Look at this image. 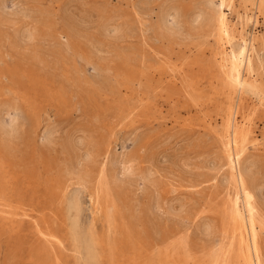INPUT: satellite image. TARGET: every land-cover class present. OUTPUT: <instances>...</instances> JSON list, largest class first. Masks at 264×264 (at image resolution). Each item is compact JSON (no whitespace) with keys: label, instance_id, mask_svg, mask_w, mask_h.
Here are the masks:
<instances>
[{"label":"bare ground","instance_id":"bare-ground-1","mask_svg":"<svg viewBox=\"0 0 264 264\" xmlns=\"http://www.w3.org/2000/svg\"><path fill=\"white\" fill-rule=\"evenodd\" d=\"M136 1H135V4H137ZM201 1L202 2L200 4V7L198 9L192 11L191 13H189V15L187 16V18L189 17L188 22L190 24V26L189 25L188 26L191 27L192 29H193V27L201 29L202 27L207 26L210 29L209 35L215 39L214 42H216V44L220 47V52L218 53V54H220V57H219L218 63H216V64L211 63V62L207 63V64L200 63L199 61L198 62H196V61L192 62L191 66L197 67V70H196V72H193L189 75L186 86L192 93H195L198 91V88H199V85L201 84L202 79L204 77H208L209 85L211 86V88H214V95L219 97L221 102H227L228 103V101H229V104H227V107H226V109L223 113V116L221 118L222 126H220V127L222 129L220 128L221 131H219L220 133L217 135L220 139V144L218 147L221 148L223 165L222 164L219 165L218 162H216V161H215V163L212 162L211 165H209L211 168L210 170H212V168H214L213 170H215V168L219 169V167H221V166L226 167L224 173H221V175L218 176V177H220V179H219L220 181L219 180L218 181H219V184L222 185L221 192L223 193L224 199H223V202L221 204L220 209L218 208V211L216 212L215 220L212 218L207 219V217H205V216H198L197 212L200 211V213H201L200 208H202V207H200L199 210L196 211V213H193V212H189L188 210H186L182 204L179 205L178 207L173 206L171 204V200H170L171 197L169 196V194H171V192H172V189H171L172 185L169 184V185H171L169 187V185L167 186L166 184H164L165 178L162 179L163 177L161 178L160 177L161 175H158V173L155 170L158 165L156 167H154V165H153V168H155V169L148 167V166L147 167L144 166L142 168L139 165V160H141V159L137 153L131 152V153L125 154L123 152L124 154L123 153L122 154H120V153L116 154L115 150L113 149L115 147L112 148L113 153H111L108 151V148H106L104 146L98 148L95 145V143H93V141L91 139L85 137L86 135L82 136L80 132H79L80 134L76 133V135H80V136L74 135L75 137L68 136V132H67V135L65 136V138H63L65 140L63 142H61L60 147H61V151L65 154L66 157L62 161V163H60L58 165L56 163V165H57L56 166V165H50V162H44L43 160L40 159L38 145L40 144L41 147L43 146V147L49 148L50 144L55 143L57 138L59 137V136H57V137L55 136V135H57V134H55L56 133L55 128H53V127L44 128L41 132L39 131L38 135L36 134V138L34 139V136H32L33 131L25 132V129L23 128L25 122H23L22 120H21L22 122H18V118H19V116L17 117L18 113L17 114L13 113V111H16V110L18 111V109L16 108V105H14L13 101L9 100V101H5L3 103L2 102L0 103V264H11L12 262L21 260L22 259V255H21L22 252H24L26 254V258L25 257L24 258L28 262H32L34 264H264V261L262 260L263 251H262L261 243H260L261 242V235H263V237H264V182L262 180H260L261 176H259L260 174L262 175L263 171H261L262 172L261 173L258 170L259 168H257V169L255 168L256 167L255 163H257V161L255 162L256 159L251 157V155H250L251 153L250 154L248 153L249 149L259 151L260 148H262L264 150V142L260 143L261 140H264V128L262 131H260L259 134H256L253 131L249 130L248 126L250 125L251 122H250V119L248 118V115H247V112L249 110H250V112H253L255 109L254 105H253V102H255V101L253 100V98L255 100H257V102L259 103V106L264 107V0H223L219 3L218 6H216L214 4V0H201ZM23 2L25 3L24 0H23ZM26 2L28 3V1H26ZM31 2H34V1L31 0ZM24 3H22V4H24ZM193 4H194V2H193ZM177 5H178V3H177ZM225 5H227L228 8H230L231 14L234 13V19H235L234 22H232V20L229 19L226 16V14L223 12L222 9ZM6 6H7V4H6ZM50 6H46V8L44 10H46L47 7H50ZM171 6L169 8H171ZM194 6H192V8ZM4 7H5L4 4H0V16L7 15V14H3L5 12ZM135 7H138V6L136 5V6H134V8ZM163 7H165V6H163ZM61 8H62V6H61ZM151 8H149V9L151 10V13H152ZM165 8H167V6ZM165 8H163L161 13H160L159 21H158V28L161 30L172 31V29L174 30L175 27L177 26L176 19H178V17L180 16V14H179L180 11L179 12L177 11V9H179L178 7L176 9L172 8L173 9L172 12H169L170 10L168 11L169 8L167 10ZM183 8H184V6H183ZM7 9H9V8L7 7L6 10ZM50 9H52V8H50ZM135 9L137 10L136 12H139L137 8H135ZM147 9H148V7H147ZM147 9L146 10L141 9V10L147 11ZM6 12H8V10ZM21 12L23 13V11H21ZM36 12H37V10H36ZM59 12H61V11H59ZM62 12H63V10H62ZM136 12H134V13H136ZM141 12H139V14ZM143 12H142V15H143ZM25 13H26V11H25ZM46 13L47 12H45V15H47ZM64 13H63L64 19L65 20H66V18L70 19L71 16H69V14H66L65 11H64ZM131 13H133V12H131ZM183 13H184V10H183ZM15 14H17V13H15ZM32 14H35V13L32 12ZM19 15H21V14H19ZM42 15H44V14H42ZM64 15H66V18ZM67 15L69 17H67ZM24 16H26V15H24ZM54 16H56V15L54 14ZM60 16H59V18H61ZM110 16H112V15H110ZM143 16H145V15H143ZM148 16H150L149 13H148ZM8 17L10 18L11 16H8ZM12 17L14 19V16H12ZM150 17H152V16H150ZM134 18H136V17H134ZM137 18L135 19L136 21H137ZM156 18H157V16H156ZM169 18H171V21H169ZM87 19H88V17H87ZM101 19H103V18H101ZM138 19H141V18H138ZM147 19L149 21L148 17L146 18V21H147ZM186 19H185V21H186ZM23 20L25 21V19H23ZM75 20H76V18H75ZM78 20H81V19H78ZM91 20H93V19H91ZM153 20H154V18H153ZM67 21H69V20H67ZM141 21H143V20H141ZM81 22L82 21H80L79 23H81ZM93 22L94 21H92L91 23H93ZM110 22H113V21H110ZM150 22H151V20H150ZM168 22H169V24H167ZM182 22H183V19H182ZM62 23H64V22H62ZM66 23L68 24L69 22H66ZM139 23L142 24L143 22L142 23L139 22ZM139 23H136V24H139ZM55 24H57V23H55ZM87 24H89V22ZM90 24H89V26H90ZM99 24H101V23H99ZM106 24H107V22H106ZM108 24H107V26H108ZM131 24H130V27H131ZM153 24H155V23L153 22ZM82 25H84V22ZM97 25H98V23H97ZM103 25L104 24H102V27H103ZM110 25H111V23H110ZM258 25L261 26V31H256V27ZM57 26H58V24H57ZM59 26H61V25L59 24ZM79 26H81V24ZM85 26L86 25H84V28H85ZM107 26L105 27V29L108 28ZM142 26H143V24H142ZM66 27L68 28L69 26L66 25ZM72 27L78 28L77 26H72ZM122 27H123L122 23H117V24L112 25L108 29V31L112 32L111 34H110V32H108L109 35H113V36H111L112 38H114L116 35H117V37L119 36L121 38L122 36L119 35V34H121L120 33L121 30H122V33H123V30L125 31V29H122ZM144 27H145V25H144ZM1 28H2V26H1ZM3 28H4V26H3ZM7 28L11 29V27L10 28L7 27ZM67 28L63 27V29H67ZM87 28L88 27H86L85 29L87 30ZM59 29H60V27H59ZM69 29L70 28H68L67 31H69ZM97 29H99V28H97ZM133 29H135V28H133ZM133 29H132V31H133ZM79 30H81V29H79ZM102 30L104 32V27L102 28ZM136 30H137V28L134 30V32ZM145 30H146L145 28L142 29V27H141L140 32L141 31L145 32ZM3 31H5V28ZM76 31H78V29ZM149 31H151V30H149ZM61 32H63V31H61ZM74 32H75V30H74ZM100 32H102V31H100ZM100 32L98 34H100ZM103 32H102L103 35L108 34V33L106 34ZM128 32H127V34H128ZM2 33L4 35V32H2ZM11 33L12 32L9 31V34H11ZM67 33H70V32H67ZM132 33L129 34V37ZM46 34L44 33L43 35L45 36ZM55 34H57V33H55ZM136 34H138V33H136ZM145 34H150V33L147 32ZM170 34H172V33H170ZM5 35H4V37H5ZM80 35L81 34H79V36ZM202 35H200V36H202ZM38 36H39V31L34 26L33 27H20V28H16V31L12 34V37H11L12 40H10V41H11L13 46L30 48V50L32 51V53L30 55H32V58L36 59L38 57L37 54H38L40 48H38V46H34L33 42L36 39L38 41ZM50 36H51V34H50ZM79 36H77V37H79ZM88 36H86V37L88 38ZM97 36H99V35H97ZM175 36H176V33H175ZM177 36H179V35H177ZM57 37L59 38V34ZM80 37H82V36H80ZM80 37H79V39L83 38V37L82 38H80ZM135 37H136V35H135ZM152 37H153V35H152ZM207 37H208V34H207ZM105 38H106V36H105ZM59 39H61V38H59ZM107 39L114 41L113 39H109V38H107ZM63 40H64V38H62V41ZM118 40L120 41L121 39H118ZM149 40L152 41V39H150V38H149ZM126 41H127V39H126ZM138 41H139V39H138ZM154 41H157V40H154ZM43 42H41V43H43ZM90 42L91 41H89L88 45H90V44H92L91 46L94 45L93 50L91 49V47L89 48V50H91V52H93L92 54L97 53V55H98L101 51H102V53L104 52L103 51L104 48L102 49L103 46L101 45L102 43H100V41L99 42L93 41V43L92 42L90 43ZM139 42H141V41H139ZM49 43H50V41H49ZM174 43H176V42H174ZM203 43H204V41H203ZM43 44H45V43H43ZM84 44H86V43H84ZM142 44H144V43H141L140 46ZM153 44H155V43L153 42ZM1 45H0V47H1ZM54 45L56 46L55 42H54ZM54 45H53V47H54ZM108 45H110V44H108ZM129 45L130 44H128V47H129ZM136 45H138V44H136ZM57 46H59V44H57ZM57 46H56V48H59ZM104 46H105V44H104ZM146 46H148V45H146ZM48 47H49V45H48ZM106 47H107V45H106ZM109 47H107V48H109ZM111 47H113V44ZM119 47L117 46V48H119ZM125 47H127V46H125ZM128 47L125 49V51H127ZM68 48H70V47H68ZM114 48H115V46H114ZM1 49H4L3 46ZM42 49H44V48H42ZM42 49H41V51H43ZM54 50H56V49L54 48ZM67 51H69V50H67ZM116 51H120V49L119 50L116 49ZM129 51H131V50H129ZM129 51H127V52H129ZM141 51H142V49H141ZM57 52L58 51H56V53ZM111 53L113 54L112 51H111ZM43 54H45V53H43ZM53 54H55V53H53ZM106 54H107V52H106ZM49 55H51V54H48V57H49ZM103 55H104V53H103ZM108 55H109V53H108ZM72 56H73V54H72ZM75 56H76V54H75ZM98 56H100V55H98ZM142 56L144 57V55H142ZM40 57H41V55H40ZM136 57H138V56H136ZM58 58H60V57H58ZM100 58H104V57H100ZM13 59H14V57H13ZM108 59H107V61H108ZM112 59H113V57H112ZM117 59H118V57H117ZM11 60L12 59H10L9 62H11ZM46 60H48V58H46ZM86 60H85V62L84 61L83 62L84 63H91L88 60L87 61ZM144 60H145V58H144ZM182 60H183V58H182ZM65 61H67V60H65ZM135 61H136V59H135ZM29 62H27V63H29ZM41 63L43 64L42 61H41ZM91 65H93V64H91ZM84 66H82V67H84ZM140 66H142V64ZM106 67H107V65H106ZM49 68H52V67H49ZM93 68L95 70L97 67L94 66ZM71 70H72V68L70 69V71ZM106 71L109 72L108 70H106ZM146 71H145V73H146ZM86 73H87V71H86ZM98 73H102V72H98ZM35 75H33V76H35ZM101 75L103 76V74H101ZM12 77L14 78V76H12ZM31 78L33 79V77H31ZM24 79L26 80V78H24ZM32 79H31V81H32ZM115 79H117V78H114L113 80H115ZM54 80H55V78H54ZM177 80H178L177 77L171 76L168 80V84H169L168 86L176 89L177 83H179ZM27 81H25V82L28 83ZM20 84L22 85V82H20L19 85ZM25 87L27 88V86H25ZM25 87H24V90H25ZM29 87L30 86H28V88ZM79 87L81 88V86H79ZM95 88H97V87L95 86ZM161 89L163 90V88H161ZM20 92H22V91H20ZM161 93L162 92H160L158 94H161ZM155 94H156V92H155ZM49 95H50V93H49ZM28 96H29V94H28ZM234 96H235L237 101L234 99L236 102L234 101L235 103H230L233 100ZM19 97H22V96L19 95ZM11 98L12 97H10V99ZM52 98H54V97H52ZM198 100H199L198 98H196L195 100L193 99L195 106L201 105V103ZM60 102H61V100H60ZM152 102H150V103L152 104ZM26 108H28V107H26ZM49 108H51V107H49ZM11 111L13 114H10ZM147 111H148V109H147ZM76 112H78V111L76 110ZM82 114L85 115L84 113H82ZM74 117H75V115H74ZM70 119H72V118H70ZM123 120L124 119H122V121ZM27 121H29V120H27ZM42 122L44 123V121H42ZM195 124H197V123H195ZM217 126H219V125H217ZM66 127H67V124H66ZM116 128H117V126H116ZM196 129H198V128H196ZM210 129H212V128H210ZM216 129H217V127H216ZM216 129H215V131H216ZM76 131H78V130L76 129ZM70 132H71V129H70ZM120 132H121V130H120ZM82 133H84L83 130H82ZM215 134H217V133H215ZM118 136H120V135H118ZM217 136L215 135V137H217ZM125 137H126V135H125ZM131 137H133V135ZM131 137H130V139H131ZM209 137H211V134ZM60 138H62V137H60ZM63 139H61V140H63ZM127 139H129V138H127ZM209 139H211V138H209ZM209 139H207V140H209ZM132 140H133V138H132ZM133 141L135 142V140H133ZM201 142L203 143V141H201ZM205 143H206V139H205ZM205 143H203V146ZM121 145L119 147L120 150H121V147L122 148L124 147L123 145L122 146ZM129 146L130 145L126 146L125 148H128ZM52 148H54V147H52ZM115 149H117V148H115ZM119 149L117 151H119ZM148 149H150V148H148ZM140 151H141V149H140ZM219 151H220V149H219ZM149 152H150V150H149ZM146 153L147 152L145 149V158H146ZM156 154H158V157H159V153H156ZM210 154L207 156L211 157L212 154L211 155ZM19 155H22V156L28 155L29 158L17 160V156H19ZM143 155H144V153H143ZM147 155H148V153H147ZM154 155L155 154H153V157L156 156V155L155 156ZM203 155H206V154L203 153ZM197 157H200V156L198 155ZM203 157H205V156H203ZM255 157H256V155H255ZM151 158L152 157H150L148 159L151 160ZM165 158L167 159V156ZM182 160H183V158H182ZM182 160H181V162H182ZM208 160L206 159V161H208ZM32 161L36 165L41 166V170L39 169V171H37L36 174L31 175L28 172L22 173L20 170H18V167L21 169V168H23L25 163H29ZM152 161H153V159H152ZM162 161H164V160L162 159L161 162ZM200 161H201V159H200ZM154 162L156 163L155 160H154ZM159 162H157V163H159ZM203 162L206 163L205 161H203ZM262 162H264V161H262ZM191 163H192V161H191ZM191 163H188V161H187L186 166L187 165L189 166ZM196 163H197V161H196ZM151 164H150V166H151ZM197 165H199V163ZM160 166H162V165H160ZM160 166H158L159 169H160ZM200 166H202V165H200ZM200 166H196V167H200ZM203 166H204V164H203ZM206 166H204V168H206ZM209 166L205 170H208ZM158 167H157V169H158ZM192 167H194V166H192ZM196 167H195V169H196ZM182 168L186 169V167H182ZM182 168H181V170H182ZM200 168L203 169V167H200ZM262 168H263V166H262ZM165 170H166L165 171L166 173L169 172L171 174V172H170L171 169L169 171H167V169H165ZM189 170L187 171V173L189 172ZM161 171H163V169ZM165 172L163 175H165ZM172 172H173V170H172ZM193 172H194V170H193ZM201 172H203V171H201ZM161 173L162 172H160L159 174H161ZM190 173H192V172H190ZM199 173H197V174H199ZM205 173L206 172H204L203 174H205ZM25 174H27V175H25ZM40 174L42 177L39 176ZM193 174H195V173H193ZM200 174H202V173H200ZM214 174H216V173L214 172ZM28 175H30V176H28ZM188 175H191V174H188ZM208 175L212 176L213 174L208 173ZM176 177H178V176H176ZM193 177H194V175H193ZM215 177H216V175H215ZM179 178H181V177L179 176ZM197 178H199V177H197ZM174 179H176V178H174ZM192 179L197 180L196 178H192ZM214 179H216V178H213V180ZM170 180H171V178H170ZM166 181H167V179H166ZM211 181H209V182H211ZM215 182H217V181H215ZM212 188H214V186ZM219 195H218V197H219ZM85 197L88 198V201H89L88 206L89 207L85 205V202H84ZM220 197H221V195H220ZM179 199L181 200L183 198L179 197ZM172 200H174V199L172 198ZM176 200H177V198H176ZM180 200H179V202H180ZM175 202H172V203H175ZM209 202H215V201H209ZM175 204H179V203L176 202ZM26 206H29L30 208H32L28 211V213H26L24 211V207H26ZM185 206L187 207L188 205H185ZM190 208H191V206H190ZM32 210H36V211H40V212L38 214H34V213H32ZM202 211L204 212L203 209H202ZM85 212L87 213V215L85 214ZM195 215H196V217H195ZM186 222H188V223L186 224ZM189 223H192L194 226H196L197 230H195V231H198V235H199L198 239L200 238L202 240H205V242L207 243L206 246L202 247L203 256H199L198 253L196 251H194L196 248L193 249L192 246L190 245L189 234H188V230L190 227L187 226ZM194 228H193V231H194Z\"/></svg>","mask_w":264,"mask_h":264},{"label":"rangeland","instance_id":"rangeland-1","mask_svg":"<svg viewBox=\"0 0 264 264\" xmlns=\"http://www.w3.org/2000/svg\"><path fill=\"white\" fill-rule=\"evenodd\" d=\"M24 1H25V3L23 2V0H3V1L0 0V4H4V6H5L4 7L5 12L3 14H7V15L0 16V25L2 26V28H3V26L5 28V31H3L4 28L2 29L0 26V34H1L0 35V45L3 43L0 47V63H1L0 64V103L1 102L3 103L5 101H9V100L13 101L14 105H16V108L18 109V111L17 110L13 111V113L14 114L18 113L17 114V117L19 116L18 122H22V121L25 122L24 127H23L25 129V132L33 131L32 136H34V139L36 138V134L38 135L39 131L41 132L44 128H46V127L55 128V130H56L55 134H57L55 136L56 137L59 136L58 138L60 140L57 138L56 142L50 144L49 148L43 147V146L41 147V145L39 144L38 147H39L40 159L43 160L44 162H50V165H56V163L58 165V164L62 163V161L66 157L65 154L61 151V147H60L61 142H63L65 140L63 138H65V136L67 135V132H68V136H73V137H75L74 135H76V133L77 134L81 133L82 136L86 135L85 137L91 139L93 141V143H95V145L98 148L104 146V147L108 148V151L111 153H113V151H112L113 147L117 148V149L113 148L115 150L116 154H119V153L122 154L123 152L125 154L131 153V152L137 153L138 156H140L141 160H139V165L142 168L144 166L145 167L148 166V167L153 168V165H154V167H156L157 165L158 166L162 165V166H160V169L161 170L163 169V171H161L158 166H157L158 169H157V167H156V169L155 168H153V169L156 170L158 175H161L160 176L161 178L163 177L162 179L165 178L164 184H166L167 186L169 184L172 185V186L169 185V187L171 186V189H172L171 194H169V196L171 197V199H170L171 204L175 207H178L179 205L182 204L186 210H188L189 212H193V213H196V211H198L199 208L202 207V208H200L201 213H200V211H198L197 215L198 216H205V217H207V219L212 218L215 220L216 212L218 211V208L220 209L221 204H222L223 199H224L223 193L221 192L222 185L219 184L220 177H218V176H220L221 173H224L226 167L221 166V167H219V169L215 168V170H213L214 168H212V170H210L211 168L209 165H211L212 162L215 163V161L218 162L219 165H221V164L223 165L221 148L218 147L220 144V139L217 135L220 133L219 131H221L220 130V128H221L220 126H222L221 118H222L223 113L227 107V104H229V101H228V103L227 102H221L219 97L214 95V88H211V86L209 85L208 77H204L202 79L201 84L199 85L198 91L195 93H192L186 86L189 75L193 72H196V70H197V67L191 66L192 62H195V61L198 62L199 61L200 63H203V64H207L210 62L216 64V63H218V60L220 57V54H218L220 52V47L216 44V42H214L215 39L209 35L210 29L207 26H204L201 29L200 28H194V27L192 29L191 27H189L190 26V24L188 22L189 17L187 18V16L192 11L198 9L200 7V4L202 1L201 0H137V1L136 0H33L34 2H31V0H24ZM26 1H28V3ZM135 1L137 4H135ZM221 1H223V0H214V4L216 6H218ZM193 2H194V4H193ZM22 3H24V4H22ZM177 3L179 6L177 5ZM6 4H7V6H6ZM136 5L138 7H135V8H137L139 12L144 11L143 15H145V16L142 15V12L140 14H139V12H136L137 10L134 8V6H136ZM46 6H50V7H47V9L44 10L46 8ZM61 6H62V8H61ZM163 6H165V7L167 6V8H165ZM170 6H171V8H169ZM176 6L180 9V10L177 9L178 12L180 11L179 12L180 16L178 17V19H176V22H177L176 27L177 28L175 27V29L174 30L172 29V31L159 29L158 28V21H159V16H160L162 9L165 8L167 10L169 8L168 11L170 10L169 12H172L173 9L177 8ZM183 6H184V8H183ZM192 6H194V7L192 8ZM7 7L9 8V9H7L8 12H6ZM147 7H148V9H147ZM50 8H52V9H50ZM149 8L152 9V13H151V10ZM35 9L37 10V12ZM141 9H145V10L147 9V11L141 10ZM62 10H63V12H62ZM183 10H184V13H183ZM222 10L226 14V16L232 20V22L235 21L234 13L231 14V12H230L231 10H230V8H228L227 5H225ZM21 11H23V13ZM25 11H26V13H25ZM59 11H61V12H59ZM64 11L66 12V14H69V16H71L70 19L72 18L73 20L66 18V15H64L66 18V20H65L63 17ZM32 12L35 14H32ZM45 12H47L46 13L47 15H45ZM131 12H133V13H131ZM134 12H136V13H134ZM15 13H17L18 15ZM148 13L152 17L148 16ZM19 14H21V15H19ZM42 14H44V15H42ZM54 14L56 16H54ZM57 14L58 15L60 14L61 16L60 15L59 16L61 18H59V16ZM24 15H26V16H24ZM110 15H112V16H110ZM8 16H11V17L9 18ZM12 16H14V19ZM69 16L67 15V17H69ZM156 16L158 19L156 18ZM87 17L89 20L87 19ZM134 17H136V18L138 17L141 19L137 18V21H136L135 20L136 18H134ZM147 17L149 18V21H148V19L146 21ZM22 18L25 19V21ZM75 18H76V20H75ZM101 18H103V19H101ZM153 18H154V20H153ZM78 19H81V20H78ZM91 19H93V20H91ZM182 19H183V22H182ZM185 19L187 22L185 21ZM67 20H69V21H67ZM133 20L136 23H139V22L142 23L143 22L142 23L143 26L140 23L136 24ZM141 20H143V21H141ZM150 20H151V22H150ZM80 21H82V22L79 23ZM90 21L91 22L94 21V22L91 23ZM110 21H113V22H110ZM169 21H171V18H169ZM62 22H64L65 24ZM66 22H69V23L67 24ZM83 22H84V25H86L85 28L88 27L87 30L84 28V25H82ZM88 22H89V24L91 23L90 26H89V24H87ZM106 22H107V24L109 23L108 26H107ZM153 22L156 25L153 24ZM55 23H57L58 26ZM97 23H98V25H97ZM99 23H101V24H99ZM110 23H111V25H110ZM117 23L123 24L124 28L122 27V29H125V31L123 30V33H122V30H121V32H120L121 34H119L122 37L124 36L123 38L122 37L120 38L119 36L117 37V35L114 38H112L111 36H113V35H109V33H108V32H110V31H108V29L112 25L117 24ZM59 24L61 26H59ZM80 24H81V26H79ZM102 24H104L103 25L104 32L102 30V28H103ZM130 24H131V27H130ZM167 24H169V22ZM66 25L69 26L68 27V28H70L69 31H67L68 28L66 27ZM71 25L77 26V27L79 26V27L74 28ZM144 25H145V27H144ZM33 26L35 28H37V30L39 31L38 41L36 39L34 41L35 43L33 42L34 46H38V48H40L39 52L37 54L38 59L32 58V55H30L32 53L30 48L13 46L11 41H10V40H12L11 37H12V34L16 31V28L33 27ZM62 26L67 28V29H63ZM106 26L108 27L107 29H105ZM7 27H9V28L11 27V29H8ZM59 27H60V29H59ZM141 27H142V29H144V28L146 29L145 32L144 31L140 32ZM97 28H99V29H97ZM131 28L132 29L137 28V30L134 32L135 29H133V31H132ZM77 29H78V31H76ZM79 29H81V30H79ZM60 30L63 32H61ZM74 30H75V32H74ZM99 30L102 31L103 33H106V34L108 33V34L103 35L102 32H100ZM149 30H151V31H149ZM9 31L12 33L9 34ZM66 31L70 32V33H67ZM128 31L129 32L131 31L130 33L133 32L134 34L133 33L132 34L134 36L131 34L129 37L130 33ZM173 31L176 33V36H175V33ZM256 31H261L260 25H258L256 27ZM2 32H4V35L6 34L5 37H4ZM99 32H100V34H98ZM127 32H128V34H127ZM147 32L150 34H145ZM44 33L45 34L47 33V34L44 36L43 35ZM55 33H57V34H55ZM111 33L112 32H110V34ZM136 33H138V34H136ZM170 33H172V34H170ZM50 34H51V36H50ZM58 34H59V38H61V39H59L57 37ZM79 34H81L80 36H82L83 38L80 37ZM207 34H208V37H207ZM97 35H99V36H97ZM135 35H136V37H135ZM152 35H153V37H152ZM177 35H179V36H177ZM200 35H202V36H200ZM77 36H79L82 39H79V37H77ZM86 36H88V38ZM105 36H106V38H105ZM62 38H64L63 41H62ZM107 38L113 39L114 41L108 40ZM149 38L152 39V41L149 40ZM118 39H121V40L119 41ZM126 39H127V41H126ZM138 39L141 42H139ZM154 40H157V41H154ZM49 41H50V43H49ZM53 41L55 42L56 46H57V44H59V46H57L59 48H56ZM89 41H91L92 43H93V41H97V42L100 41V43H102L101 45L103 46L102 49L104 48V50H103L104 55H103L102 51L100 53L98 52L99 53L98 55H100V56H98L97 53L92 54L93 52H91V50H89V48L91 47V49L93 50L94 45L93 46H91L92 44L88 45ZM158 41L159 42L161 41V42L159 43ZM203 41H204V43H203ZM41 42H43L45 44H43ZM153 42L155 44H153ZM174 42H176V43H174ZM84 43H86L87 45ZM141 43H144L141 45L142 47L140 46ZM104 44H105V46H104ZM108 44H110V45H108ZM112 44H113V47H111ZM128 44H130L129 47H128ZM136 44H138V45H136ZM48 45H49V47H48ZM53 45H54V47H53ZM106 45H107V47L110 46L111 48L110 47L107 48ZM146 45H148V46H146ZM2 46L5 50L1 49ZM114 46L117 50L120 49V51H116ZM117 46L118 47L120 46V47L117 48ZM125 46H127L128 49L131 51H129L128 49H127V51H129V52L125 51V49L127 48ZM41 47L44 49H42ZM64 47L69 51H67ZM68 47H70V48H68ZM54 48L56 50H54ZM41 49L44 52L41 51ZM141 49H142V51H141ZM56 51H58V52L56 53ZM105 51L107 52V54ZM111 51L113 52V54L111 53ZM43 53H45V54H43ZM47 53L51 54V55H49V57H48ZM53 53H55V54H53ZM108 53H109V55H108ZM72 54H73V56H72ZM75 54H76V56H75ZM40 55H41V57H40ZM142 55H144V57ZM136 56H138V57H136ZM13 57H14V59H13ZM58 57H60V58H58ZM100 57H104L105 59L100 58ZM112 57H113V59H112ZM117 57H118V59H117ZM46 58H48V60H46ZM144 58H145V60H144ZM182 58H183V60H182ZM10 59H12L11 62H9ZM86 59L91 63H84ZM107 59H108V61H107ZM135 59H136V61H135ZM65 60H67V61H65ZM41 61L43 62V64L41 63ZM27 62H29V63H27ZM25 64L26 65L28 64V65L26 66ZM91 64H93L97 68L94 70V68H93L94 66ZM139 64L140 65L142 64V66H140ZM106 65H107V67H106ZM82 66H84V67H82ZM49 67H52V68H49ZM69 68L70 69L72 68L73 71L72 70L70 71ZM89 68L90 69L92 68V69L90 70ZM105 69L108 70L109 72H107ZM86 71H87V73H86ZM145 71H146V73H145ZM98 72H102V73H98ZM101 74H103V76ZM33 75H35V76H33ZM12 76H14V78ZM30 76L33 77V79ZM171 76L177 77V79H178L177 81L179 83H177L176 89L168 86L169 85L168 80ZM24 78H26V80ZM54 78H55V80H54ZM112 78L113 79L117 78V79L113 80ZM31 79H32V81H31ZM25 81H27L28 83H26ZM20 82H22V85L21 84L19 85ZM23 86L24 87L27 86V88L25 87V90H24ZM28 86H30V87L28 88ZM79 86H81V88ZM95 86L97 88H95ZM161 88H163V90ZM20 91H22V92H20ZM155 92H156V94H155ZM160 92H162V93L158 94ZM49 93H50V95H49ZM18 94L22 97H19ZM28 94L31 98L28 96ZM10 97H12V98L10 99ZM52 97H54V98H52ZM192 98L194 100L196 98H198L199 99L198 101L201 103V105L195 106ZM234 99L236 100L235 96L233 97V100L230 103H235L237 101V100L235 101ZM60 100H61V102H60ZM253 100L255 101V102H253L255 109L253 112H250V110L247 112L248 118L250 119V122H251L250 125L248 126V129L253 131L256 134H259L260 131H262L264 128V107L259 106V103L254 98H253ZM149 101L150 102L153 101L152 104ZM26 107H28V108L30 107V108L28 109ZM49 107H51V108H49ZM75 109L78 112H76ZM147 109H148V111H147ZM13 113L11 111L10 114H13ZM82 113H84L85 115H83ZM74 115H75V117H74ZM70 118H72V119H70ZM122 119H124V120L122 121ZM27 120H29V121H27ZM42 121H44V123ZM194 122L197 124H195ZM66 124H67V127H66ZM217 125H219V126H217ZM116 126H117V128H116ZM216 127L218 130L216 129ZM196 128H198V129H196ZM210 128H212V129H210ZM70 129H71L72 133L70 132ZM76 129L78 131H76ZM215 129L217 132L215 131ZM82 130L84 131V133H82ZM120 130H121V132H120ZM215 133H217V134H215ZM127 134L130 137L133 135V137H131V139H130V137ZM210 134H211V137H209ZM118 135H120V136H118ZM125 135H126V137H125ZM215 135L218 138L215 137ZM76 136H80V135H76ZM60 137H62V138H60ZM208 137L211 139H209ZM127 138H129V139H127ZM132 138H133V140H135V142L132 140ZM61 139H63V140H61ZM205 139H206V143H205ZM207 139H209V140H207ZM212 139L213 140L215 139L214 140L215 142ZM201 141H203V143H205L204 146H203V143ZM263 142H264V140L260 141V143H263ZM121 144L124 147L123 148L121 147V150H120L119 147ZM128 145H130V146L128 148H125ZM52 147H54V148H52ZM148 148H150V149H148ZM118 149L120 152L117 151ZM140 149H141V151H140ZM145 149H146V152L148 153V155L146 153V158H145ZM219 149H220V151H219ZM149 150H150V152H149ZM143 153H144V155H143ZM156 153H159V157H158V154H156ZM203 153L206 155H203ZM248 153L249 154L251 153L250 154L251 157L256 159L255 162L257 161V163H255V165H256L255 168L256 169L259 168L258 170L260 172L263 171V173L261 172L262 175L260 174L259 176H261L260 180H262L264 182V162H262V161H264V150L262 148H260L259 151L249 149ZM153 154H155L156 156L154 155L155 157H153ZM209 154L211 155V157L207 156ZM198 155L200 157H197ZM255 155H256V157H255ZM23 156L22 155L17 156V160L29 158L28 155L24 156V157ZM166 156H167V159L165 158ZM203 156H205L206 158ZM150 157H152L151 160L148 159ZM182 158H183V160H182ZM152 159H153V161H152ZM162 159L164 161L161 162ZM200 159H201V161H200ZM206 159L207 160L209 159V160L206 161ZM154 160L156 161V163L154 162ZM181 160H182V162H181ZM190 160L192 161V163ZM187 161H188V163H191L189 165L190 167L188 165L186 166ZM196 161H197V163H196ZM203 161H205L207 164L204 163ZM157 162H159L160 164ZM198 163H199V165H197ZM150 164H151V166H150ZM194 164L196 166L202 165L200 167H203V169L200 167H196ZM203 164H204V166L207 165L206 168L209 166V168H208L209 171L205 170L206 168H204ZM192 166H194V167H192ZM262 166H263V168H262ZM180 167L181 168L186 167V169L182 168V170H181ZM195 167H196V169H195ZM39 169L41 170V166L36 165L33 161L29 162V163H25L23 168H21V169L18 167V170H20L22 173L28 172L31 175L36 174L37 171H39ZM165 169H167V171H169L171 169L170 170L171 174L169 172L166 173ZM192 169L194 170V172ZM172 170H173V172H172ZM188 170H189V172L187 173ZM201 171H203V172H201ZM213 171L216 174H214ZM160 172H162V173L159 174ZM164 172H165V175H163ZM190 172H192V173H190ZM199 172L202 174H200ZM204 172H206V173L203 174ZM193 173H195V174H193ZM197 173H199V174H197ZM208 173H212L213 175L212 176L208 175ZM188 174H191L192 176L188 175ZM25 175H27V174H25ZM193 175H194V177H193ZM215 175H216V177H215ZM28 176H30V175H28ZM39 176L42 177L41 174ZM176 176H178V177H176ZM179 176L182 179L179 178ZM197 177H199V178H197ZM170 178L172 181L170 180ZM174 178H176V179H174ZM192 178H196L197 180L192 179ZM213 178H216L217 180L216 179L213 180ZM166 179L168 182L166 181ZM209 181H211V182H209ZM215 181H217V182H215ZM213 186H214V188H212ZM219 194L221 195V197ZM218 195L220 198L218 197ZM179 197L183 198V199L180 200ZM172 198L174 200H172ZM176 198H177V200H176ZM84 199H85L84 200L85 205L88 206V203H89L88 198L85 197ZM179 200L181 203L179 202ZM175 201L179 204H175L176 203ZM209 201H215V202H209ZM172 202H175V203H172ZM185 205H188V206L186 207ZM190 206H191V208H190ZM30 209H32V208H30L29 206L24 207V211L26 213H28V211ZM202 209L204 210V212L202 211ZM39 212L40 211L32 210V213H34V214H38ZM86 212H85V214L87 215L88 212L87 213ZM195 217H196V215H195ZM187 223L188 222H186V224ZM187 226L190 227L188 230L190 245L192 246L193 249L196 248L194 251H196L199 256H203L202 247L206 246L207 243L205 242V240H202L200 238L198 239V237H199L198 231H195V230H197L196 226H194L192 223H189ZM193 228H194V231H193ZM260 243H261V248L263 251L262 260L264 261V245H263L264 244V237H263V235H261V242ZM21 255H22L21 260L12 262L11 264H23V263L24 264H34L32 262H28L25 259L26 254L24 252H22Z\"/></svg>","mask_w":264,"mask_h":264}]
</instances>
